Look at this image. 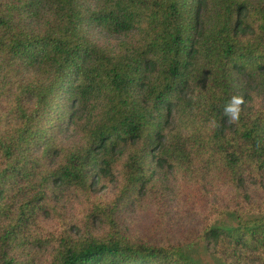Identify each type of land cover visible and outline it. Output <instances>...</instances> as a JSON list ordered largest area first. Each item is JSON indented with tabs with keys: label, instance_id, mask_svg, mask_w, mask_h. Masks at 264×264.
<instances>
[{
	"label": "trees",
	"instance_id": "obj_1",
	"mask_svg": "<svg viewBox=\"0 0 264 264\" xmlns=\"http://www.w3.org/2000/svg\"><path fill=\"white\" fill-rule=\"evenodd\" d=\"M201 244L264 264V0H0V264Z\"/></svg>",
	"mask_w": 264,
	"mask_h": 264
},
{
	"label": "rangeland",
	"instance_id": "obj_2",
	"mask_svg": "<svg viewBox=\"0 0 264 264\" xmlns=\"http://www.w3.org/2000/svg\"><path fill=\"white\" fill-rule=\"evenodd\" d=\"M138 224L137 227H143L147 224H150V222L143 216H135V218L132 220V222L135 224ZM196 222H190L189 224H181L179 222H176V228L174 230H169V233L171 236H178V237H189L190 235V228L192 225H194ZM191 255L201 264H218V262L211 256V254L207 251L205 246L203 244L194 246V248L191 251Z\"/></svg>",
	"mask_w": 264,
	"mask_h": 264
},
{
	"label": "clouds",
	"instance_id": "obj_3",
	"mask_svg": "<svg viewBox=\"0 0 264 264\" xmlns=\"http://www.w3.org/2000/svg\"><path fill=\"white\" fill-rule=\"evenodd\" d=\"M245 104V99L241 95H233L228 103L224 106L223 116L228 118V123H236L240 119L242 106ZM215 126V121L212 122Z\"/></svg>",
	"mask_w": 264,
	"mask_h": 264
}]
</instances>
